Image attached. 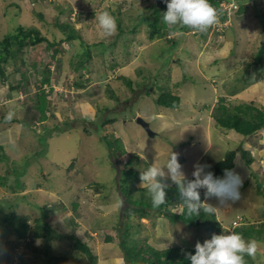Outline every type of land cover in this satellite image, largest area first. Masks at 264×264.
Listing matches in <instances>:
<instances>
[{
	"label": "rangeland",
	"instance_id": "374dc122",
	"mask_svg": "<svg viewBox=\"0 0 264 264\" xmlns=\"http://www.w3.org/2000/svg\"><path fill=\"white\" fill-rule=\"evenodd\" d=\"M159 2L0 0V40L23 25L37 27L48 40L56 41L53 46L43 42L23 50L13 48V56L4 64L5 76L0 74V145L5 147L0 149V177L6 179H0V205L7 197L12 203L19 197L17 212L28 215L33 226L39 219V226L48 222L52 231L41 225L44 238L31 231L27 239H20L0 218L9 230L5 235L0 228V245L13 247L17 263L54 264L74 250L76 237L89 241L102 260L116 257L120 263L121 233L126 234L128 221L124 215L131 206L125 196L132 192L138 210L152 206L149 198L140 196V189L145 190L141 180L135 189L131 180L128 189L122 187L127 177L123 168L135 171L128 173L132 178L158 164L169 184L164 163L171 153L177 155L187 179L194 177L197 165L213 171L219 156L235 150L233 170L243 180L240 199L228 206L215 197L204 202L217 207L215 221L219 217L224 227L233 228L240 217L251 225H264V132L245 138L215 119L221 113L220 102L230 108L240 103L264 107V72L256 64L264 40V0H244L245 10L240 13L234 12L238 2L226 0L223 5L230 21L219 28L213 24L199 31L176 25L181 30L172 31L169 26L163 36L151 39L145 19H154L153 7ZM103 12L115 19L116 29L110 35L96 19ZM65 24L75 29L81 42H62L66 35L60 26ZM87 50L90 54H85ZM44 78L49 82L42 84ZM165 92L181 97L179 108L156 104ZM43 96L47 105L41 107ZM9 112L15 121L3 120ZM40 113L48 119L39 121ZM138 117L150 123L154 136ZM102 137L109 138L102 141ZM112 141L114 149L119 145L111 150L114 156L107 146ZM245 152L253 158L252 164ZM35 205L49 210L48 219L41 218L45 212ZM165 213L131 217L130 239L161 249L182 245L184 233L186 246L195 247L216 233L209 230V222L199 225L198 220L195 226L171 222L173 230L162 239L164 245L159 244L156 228L167 218ZM222 225L220 234L230 233L221 230ZM90 231L95 241L89 239ZM107 235L114 238L110 251L104 242ZM255 241L257 254L246 256V264L251 260L264 264V241ZM71 252L87 261L85 255ZM4 256L0 252V264H5Z\"/></svg>",
	"mask_w": 264,
	"mask_h": 264
},
{
	"label": "trees",
	"instance_id": "16d2710c",
	"mask_svg": "<svg viewBox=\"0 0 264 264\" xmlns=\"http://www.w3.org/2000/svg\"><path fill=\"white\" fill-rule=\"evenodd\" d=\"M225 1L226 0H210V3L216 10V22H215L216 24L215 23L214 24L218 28L220 27L221 23H224V22L227 23L228 20L230 19L229 11L226 10L223 5ZM233 1H235V3L238 2V6L235 8L234 12L236 13L244 12L245 10L244 0H233ZM153 8H154V15H153L154 19L152 21L145 19L148 21V23L146 21L145 22L150 27L149 37L151 39L155 37L163 36V34H165L166 29H169V26L166 25L162 19L163 13L167 11V5L164 2V0H160L159 4H157L156 6L154 5ZM41 14L43 15V13ZM262 22L264 25V20ZM60 27L61 29L65 31V35H66V37L62 39L63 40L62 42L67 41L68 43L72 44V42H74L77 39L81 42V39H80L81 37L79 36V34L75 32V29H73L72 27H69L68 24L62 25ZM183 28L190 29L185 26ZM66 29H69V30H66ZM170 30L172 31L181 30V28L173 26L172 29ZM218 31L223 33L222 30L218 29ZM43 42H47L49 46H53L55 45L56 41L48 40V38L46 36H43L41 31L37 29V27H27L26 28L23 25H20L16 29L15 33L7 34L3 39L0 40V74L5 76L4 64H6L9 61V58L13 56V48L17 47L23 50L25 47L29 45H37ZM57 52L59 51L56 50V53ZM85 54H90V50L85 51ZM113 61H115V59ZM256 64H258L257 68H259L261 71L264 72V40H263V44H262L261 49L259 50L258 55H256ZM44 80L45 81L42 84L49 82V78H44ZM128 82L130 85L131 81H128ZM43 91H45V89ZM43 91L41 92L42 93L41 95L44 94ZM41 98L43 100L42 105L43 106L47 105L45 96L40 97V99ZM220 100L223 102L225 101L224 98H221ZM156 104L159 106H166L170 108H179L181 104V97L179 95H174L170 92H165V93H162L156 99ZM218 108L221 111V113L218 114L215 117V119L220 126L225 127L227 129H232L236 131L237 133L246 136L245 138L255 135L258 132H264V107L263 108L258 107L253 103H240L230 108L229 106L220 102V104L218 105ZM44 111L46 112L45 107H44ZM40 116H41V113H40ZM40 116H39V119H40L39 121L41 122L46 121V119H48V117L44 114L41 117ZM3 120L8 121V122L15 121V119L13 118L9 119L8 117H4ZM109 122H113V120L110 119ZM107 138L102 137V141L107 140ZM119 142L120 141L118 140L117 143ZM107 146L109 147L110 153H112L113 150L119 149V145H116V149H114L115 144L113 141L111 143H107ZM1 148L5 149L3 145H0V149ZM248 154L249 153L247 152H245L244 154L247 157V163L252 164L254 160ZM236 155L237 154L235 150L229 151L224 158L220 159L216 163L215 169L212 172L218 178H223L225 169L233 170V168L235 167ZM111 156H114V154L112 153ZM135 157L138 158V156H135ZM121 171L122 170H119L120 174H121ZM123 173L127 177L125 179V182H123L122 187L124 185V188L128 189L129 188L128 181L131 180L134 183L133 189H135L137 182L140 180V174L138 173L137 176H133L131 178L130 177L131 175L128 176V173L133 174L135 173V171H133L132 169H127V168H123ZM0 179H4L6 181L5 177H0ZM194 179L195 177H191V178H187L186 180H194ZM259 188H261V186ZM140 190H141L140 196H143L144 199H148L149 196L147 194L145 195L146 189L145 190L140 189ZM120 191L123 192L124 191L123 188ZM198 191L200 192L201 200L203 201L205 198L204 194L206 192V189L205 188L198 189ZM166 192H167V196H166L165 202L161 204L159 207L154 208L153 206L147 204V206L152 207V209H147L146 208L147 206H146L145 208L138 210L136 208V204H134V202L132 201L134 200L131 198L132 192L130 193V197L125 196L126 204L128 206L131 205L130 207H128L127 213L126 214L124 213L125 214L124 216L127 217V220H128L126 222V225H127L126 234L124 233L122 234L120 230L121 238H122L120 244L124 251L125 264H190V260L188 259V254L189 253L195 254V247L181 245V246H172V247L165 248V249H157V248H154L152 245L144 244L146 243L145 241L141 243L139 240L136 241L135 239H130L129 227H130L131 217L135 216L139 219V218L147 217V216L152 217L153 214H159V213L161 214V213L166 212L165 214L166 216L170 218L171 222H176V221L181 220L185 222L187 226H195V225H198L197 221L200 220L199 225H205L209 222L211 223V225L209 226V230L219 231L220 224L217 221H215V218H216L215 215H212L213 218H209L207 217L208 216L207 214L201 212V215L198 217L197 216L189 217L185 214L184 207H183V212L181 214L171 212V210L167 208L169 203L183 205V201L179 196L178 187L175 184L167 185ZM10 198L11 196L7 197L4 200L6 201V203L4 202V204L0 205V210L2 212V217L0 218H1L2 223L6 227H8L10 230H12V228L15 229L20 239H27L29 232L31 231H33L34 237L44 238L45 237L44 233H42L39 230L41 228V225L44 230L47 229L48 231H50V233H52L48 225V222H43L39 226V222H41V219H39V222H38V219L36 220L38 222L36 226L31 225L29 222L28 215H20L17 212V208L19 207L20 198L16 197L15 199H13L14 200L13 203L10 200ZM2 205H5V207H2ZM40 206L41 205L39 206L35 205V207H38L39 209H42L43 212H45V216L43 217L42 215L41 218L48 219L49 210H45V207L43 206L40 207ZM74 206H76V203H74ZM133 213H135V215H132ZM246 221L248 220L246 219ZM3 224H0L1 231L3 234L7 235L9 233V230L3 227ZM262 224H264V221ZM261 226L257 227L254 224L251 225V223L248 221L247 225H244L243 227H237L234 230V232L241 234L245 240L256 239L258 241H264V225L262 227ZM105 239L107 240V242H113L114 240V238L110 235H107ZM73 244H74L73 245L74 250H71V251H77L78 254L80 253L81 256L85 255L87 258V261L82 260L79 255H75V253H72L71 251H69L65 255L60 256L54 264H70V263L72 264H96L97 257L94 254L93 249L86 242L82 241L81 238L76 237ZM2 246L3 245L1 244L0 248L3 251H0V252L2 254H5L4 256L5 264H20L19 262L17 263V261L14 259L16 252L15 250L12 249L13 247L11 249H7V248L3 249ZM34 252L39 253V251L37 250H35ZM46 253H47L46 254L47 257H50V251H47ZM46 263L50 264V261ZM250 264H254V262L251 260Z\"/></svg>",
	"mask_w": 264,
	"mask_h": 264
},
{
	"label": "clouds",
	"instance_id": "9594fccd",
	"mask_svg": "<svg viewBox=\"0 0 264 264\" xmlns=\"http://www.w3.org/2000/svg\"><path fill=\"white\" fill-rule=\"evenodd\" d=\"M167 11L163 13V22L168 26L181 25L192 30L204 31L216 22V10L210 0H164ZM100 29L112 34L116 29L115 19L108 12L96 17ZM7 117L11 119L12 113ZM222 159L223 156H219ZM171 182L178 187L183 201L185 214L189 217L200 216L201 212L215 215L216 208L201 200L198 189L205 188V198L215 197L220 205L240 199L242 177L232 169H225L224 177L218 178L212 171H205L208 165H197L193 172L194 180H186L177 155L171 153L164 163ZM165 171L158 164L149 166L140 174L141 187L146 189L152 206L159 207L165 202L167 185L163 183ZM258 244L255 240H245L236 232L214 234L211 239L197 242L195 254H188L190 264H246L245 257L255 258ZM69 252V251H68Z\"/></svg>",
	"mask_w": 264,
	"mask_h": 264
},
{
	"label": "crops",
	"instance_id": "0c3cea01",
	"mask_svg": "<svg viewBox=\"0 0 264 264\" xmlns=\"http://www.w3.org/2000/svg\"><path fill=\"white\" fill-rule=\"evenodd\" d=\"M206 199V198H205ZM209 201V199H207V202ZM167 218H169V217H167ZM166 217H165V221L164 222H162V223H160V225L156 228V230H157V232H158V235L156 236V240H158V241H160L159 242V244H163L164 245V240H162L164 237H166V236H168V235H170V232H171V229L173 228L172 227V225H171V221L168 219L167 221H166V219H167ZM146 219V218H145ZM218 219H219V217H218ZM220 220V219H219ZM221 221V220H220ZM167 223H168V225H167ZM165 224L167 225V226H169V230H166V228H165ZM227 227H230V226H227ZM188 228V227H187ZM223 228H224V226H222L221 227V230H223ZM180 230H181V228H179ZM154 231H155V229H153ZM173 230V229H172ZM100 231H101V233H102V230L100 229ZM222 231H220V232H218V233H221ZM215 233V232H214ZM96 234H98V232L96 233ZM93 236V237H92ZM181 236H183V237H181L182 239L181 240H183V246L185 245L186 246V243H187V239H188V237L183 233ZM106 237V236H105ZM92 238V239H91ZM89 239H91L92 241H95L96 240V235L93 233V232H91V236H89ZM173 239V238H172ZM190 242H191V240H189ZM86 242L92 247V245H91V243H89V241H87L86 240ZM104 242L106 243V246H107V248H108V250L110 251L111 249H112V247H110L111 246V243L112 242H107L106 241V239H104ZM180 246V245H179ZM188 246V245H187ZM162 247V246H161ZM163 248H165L164 246L161 248V249H163ZM98 251V250H97ZM106 254H108V252L106 253ZM96 255V254H95ZM96 257H97V262H96V264H102V263H104L105 262V264H125V260L123 261H121L120 263L118 262V260L116 259V257L114 258V259H112L111 257L110 258H105V259H101L100 258V254L99 255H96Z\"/></svg>",
	"mask_w": 264,
	"mask_h": 264
},
{
	"label": "bare ground",
	"instance_id": "6f19581e",
	"mask_svg": "<svg viewBox=\"0 0 264 264\" xmlns=\"http://www.w3.org/2000/svg\"><path fill=\"white\" fill-rule=\"evenodd\" d=\"M83 86V85H82ZM44 90V89H43ZM12 91V90H11ZM53 91V90H52ZM39 92V91H38ZM18 93V92H17ZM14 96V95H13ZM47 98V97H46ZM46 100V99H45ZM41 106H42V104H41ZM40 107V106H39ZM31 117V116H30ZM41 117V116H40ZM143 118V117H142ZM144 119V118H143ZM31 121V120H30ZM147 121V120H146ZM148 122V121H147ZM150 124V123H149ZM151 127V126H150ZM152 129V128H151ZM154 131V130H153ZM155 134H156V132H155ZM263 164V166H264V163H262ZM9 173V172H8ZM138 183V182H137ZM163 183H165L164 181H163ZM165 184H167V183H165ZM173 183L172 182H170L169 184H167V185H172ZM201 189H203V188H201ZM205 199V198H204ZM203 202H204V200H203ZM175 209H173V208ZM167 208L169 209V210H174V212L175 213H182L183 212V205L182 204H172V203H169V205L167 206ZM168 217V216H167ZM144 218H151V217H144ZM240 218H242V217H240ZM243 219V218H242ZM217 220H218V223L219 224H221L222 225V222L218 219V217H217ZM179 221H181V220H179ZM177 222V221H176ZM182 223L183 224H185L186 225V223L185 222H183L182 221ZM199 223H200V220H199ZM198 223V224H199ZM247 223H248V221H246V219H243V222H242V224L241 225H239L237 222H236V224L233 226V228L232 227H224L223 229H228L230 232H234V230L237 228V227H243L244 225H247ZM187 226V225H186ZM223 226V225H222ZM218 232H220V231H216V233L215 234H220V233H218ZM88 235L89 236H91V231H90V233H88ZM88 236V237H89ZM93 237V236H92ZM82 239V238H81ZM92 239V238H91ZM256 240V239H255ZM82 241H84V242H86V240H84V239H82ZM92 241V240H91ZM107 241V240H106ZM258 241V240H257ZM87 243V242H86ZM88 244V243H87ZM89 245V244H88ZM90 246V245H89ZM181 246V245H180ZM185 246V245H184ZM121 247V246H120ZM166 248V247H165ZM165 248H163V249H165ZM121 250H123L122 249V247H121ZM94 252V251H93ZM124 252V251H123ZM95 254V253H94ZM123 261H124V258H123ZM102 264H104V263H102Z\"/></svg>",
	"mask_w": 264,
	"mask_h": 264
},
{
	"label": "water",
	"instance_id": "95a60500",
	"mask_svg": "<svg viewBox=\"0 0 264 264\" xmlns=\"http://www.w3.org/2000/svg\"><path fill=\"white\" fill-rule=\"evenodd\" d=\"M137 121L148 131L151 136L155 135V132L151 129L149 122L142 117H138Z\"/></svg>",
	"mask_w": 264,
	"mask_h": 264
},
{
	"label": "built area",
	"instance_id": "2783aa9c",
	"mask_svg": "<svg viewBox=\"0 0 264 264\" xmlns=\"http://www.w3.org/2000/svg\"><path fill=\"white\" fill-rule=\"evenodd\" d=\"M218 18V17H217ZM219 19V18H218ZM216 24V23H215ZM237 223L239 224V225H241L242 224V222H243V219L242 218H238L237 220Z\"/></svg>",
	"mask_w": 264,
	"mask_h": 264
}]
</instances>
